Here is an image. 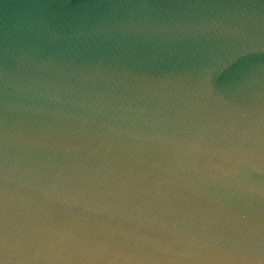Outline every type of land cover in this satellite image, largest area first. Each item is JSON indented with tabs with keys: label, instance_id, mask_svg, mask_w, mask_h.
<instances>
[{
	"label": "water",
	"instance_id": "obj_1",
	"mask_svg": "<svg viewBox=\"0 0 264 264\" xmlns=\"http://www.w3.org/2000/svg\"><path fill=\"white\" fill-rule=\"evenodd\" d=\"M0 264H264V0H0Z\"/></svg>",
	"mask_w": 264,
	"mask_h": 264
}]
</instances>
